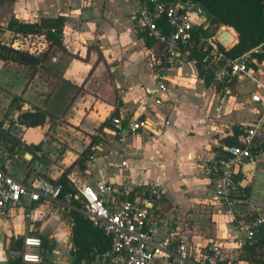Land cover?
Returning a JSON list of instances; mask_svg holds the SVG:
<instances>
[{
	"label": "crops",
	"instance_id": "1",
	"mask_svg": "<svg viewBox=\"0 0 264 264\" xmlns=\"http://www.w3.org/2000/svg\"><path fill=\"white\" fill-rule=\"evenodd\" d=\"M136 5L137 0H11L10 19L36 22L60 16L63 26L59 45L43 35L29 37L32 47L25 51L38 59L37 65L0 59V135L16 154L0 157V168L32 184L37 163L51 181L70 167L67 177L74 190L104 181L157 184L164 196L156 212L165 221L153 230V244L173 242L177 234L192 230L189 240L195 249L219 242L226 264H249L235 260L240 247L234 217L264 215V189L257 188L264 154L252 174L238 169L239 191L253 205L237 204L233 216L214 208L213 176L204 167L223 154L224 146L233 145L224 139L235 128L238 143L241 124L262 115L264 109L250 96H264V90L244 77L207 86L186 54L170 59L154 41L146 44L145 34L128 18ZM13 34L3 27L0 40L7 36V43ZM258 55L249 68L264 84V58ZM158 72L165 75L166 92L158 89ZM28 113H41L44 119L39 124L22 121ZM113 115L145 120L148 131L121 144L110 124ZM261 127L264 131V123ZM9 136L20 145L12 149ZM92 145L97 147L93 153ZM72 225L60 199L9 204L0 214V264L17 258L10 251L19 249L16 241L27 235L42 239L41 261L31 264H72Z\"/></svg>",
	"mask_w": 264,
	"mask_h": 264
},
{
	"label": "built area",
	"instance_id": "2",
	"mask_svg": "<svg viewBox=\"0 0 264 264\" xmlns=\"http://www.w3.org/2000/svg\"><path fill=\"white\" fill-rule=\"evenodd\" d=\"M138 32L150 37L158 48L170 59L181 54L188 55L190 48L196 45L203 53L202 64L210 69L212 83L228 84L236 77L253 80L258 88L264 90V84L254 78L249 65L257 60V55L264 53V41L244 53L230 57L216 41V35L225 25H211L205 9L192 0H137V5L128 15ZM211 31H208V29ZM20 40L7 42L12 47L29 50L32 47L29 37L18 36ZM193 62H195L193 60ZM165 75L157 73L158 89L166 92ZM250 99L264 109V96L253 93ZM159 103L160 98L153 99ZM264 112L251 124H241L242 133L238 143L223 147V154L205 165V171L212 177L211 201L217 211L233 216L235 206L250 203L247 194L239 191L236 174L244 164H255L264 154L260 147L264 141ZM114 136L121 144L129 143L135 136L145 134L148 126L145 120L125 121L119 115L110 117ZM1 130V127H0ZM92 153L97 150L90 147ZM16 157L10 149V142L0 135V157ZM93 155H88L92 157ZM37 163L38 171L34 183L25 184L0 168V214L9 204L32 203L40 198L60 199L66 209H77L83 213L94 227L101 229L109 237L110 245L96 257L98 264H218L224 259L223 244L211 242L199 251L189 240L192 230L179 233L173 242L162 245L151 242V234L165 220L157 214V205L162 201L164 190L157 184L137 186L133 183L99 182L92 187L83 185L74 191H65L62 187L43 176ZM125 163H123L124 165ZM77 199L81 204H72ZM235 229L239 234V247L253 237L255 231L264 227V215L242 214L234 217ZM42 239L27 235L19 249L11 250L12 257L20 258L24 264L41 261ZM237 256V254H236Z\"/></svg>",
	"mask_w": 264,
	"mask_h": 264
},
{
	"label": "trees",
	"instance_id": "3",
	"mask_svg": "<svg viewBox=\"0 0 264 264\" xmlns=\"http://www.w3.org/2000/svg\"><path fill=\"white\" fill-rule=\"evenodd\" d=\"M198 2L207 12L208 21L211 25H225L231 27L237 34V42L232 45L226 54L230 57L238 56L252 47L264 41V0H192ZM63 26L62 17H42L36 22H23L11 18L6 28L11 30L16 37L19 35H43L50 44H61V33ZM14 34L11 38H16ZM153 39L146 37V44L151 45ZM222 48V47H221ZM21 54H29L25 50L15 49L4 41L0 40V59L20 62ZM203 53L194 45L190 48V53L185 56L186 60H194L195 66L204 83L209 86L213 80L210 69H206L202 64ZM259 59L264 58V54L258 55ZM16 100V95L11 98V104ZM39 124L38 122H30ZM239 130L234 129V134L224 139L227 144H236ZM8 135L4 133V136ZM11 148L20 145V141L9 136ZM76 163H81L77 160ZM70 167L65 169L53 182L62 187L61 196L65 191H74L67 177ZM72 204L80 207L77 199H73ZM68 215L73 225L71 230L72 241V264H90L96 257L109 248L110 240L104 232L94 227L91 221L79 210L69 209ZM22 239L16 241L15 247L20 248ZM244 260L249 264H264V227L258 228L253 237L246 240L237 252L235 260ZM222 259L218 264L226 261ZM9 264H24L20 258L10 260Z\"/></svg>",
	"mask_w": 264,
	"mask_h": 264
},
{
	"label": "water",
	"instance_id": "4",
	"mask_svg": "<svg viewBox=\"0 0 264 264\" xmlns=\"http://www.w3.org/2000/svg\"><path fill=\"white\" fill-rule=\"evenodd\" d=\"M216 41L223 48H228L237 42V35L233 34L227 28H222L216 35ZM19 60L28 65H37L39 63L38 59L32 55L21 54ZM22 121L38 122L44 119L41 113H28L21 117ZM255 168V164H244L242 166V171L246 174H252ZM252 177V175H251Z\"/></svg>",
	"mask_w": 264,
	"mask_h": 264
},
{
	"label": "rangeland",
	"instance_id": "5",
	"mask_svg": "<svg viewBox=\"0 0 264 264\" xmlns=\"http://www.w3.org/2000/svg\"><path fill=\"white\" fill-rule=\"evenodd\" d=\"M11 0H0V33L3 32V27H6L5 23L7 21H9V13H10V9H9V5H10ZM208 31H211V29L209 28ZM7 36H3L1 40H5ZM9 41V40H6ZM40 55V54H39ZM37 55V56H39ZM258 179L259 180V184L257 185V188L259 189H264V173H259L258 174ZM262 180V182H261Z\"/></svg>",
	"mask_w": 264,
	"mask_h": 264
},
{
	"label": "bare ground",
	"instance_id": "6",
	"mask_svg": "<svg viewBox=\"0 0 264 264\" xmlns=\"http://www.w3.org/2000/svg\"><path fill=\"white\" fill-rule=\"evenodd\" d=\"M225 28H227L229 31H231L232 33L234 32V30L231 27L225 26ZM234 34V33H233ZM237 35V34H235Z\"/></svg>",
	"mask_w": 264,
	"mask_h": 264
}]
</instances>
